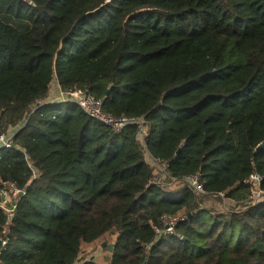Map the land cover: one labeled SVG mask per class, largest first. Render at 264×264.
<instances>
[{
	"label": "trees",
	"instance_id": "1",
	"mask_svg": "<svg viewBox=\"0 0 264 264\" xmlns=\"http://www.w3.org/2000/svg\"><path fill=\"white\" fill-rule=\"evenodd\" d=\"M54 81L144 137L50 100ZM0 130V188L24 191L0 206V264H72L102 238L111 264H264L244 181L264 175V0H0ZM221 192L237 208L201 207Z\"/></svg>",
	"mask_w": 264,
	"mask_h": 264
},
{
	"label": "built area",
	"instance_id": "2",
	"mask_svg": "<svg viewBox=\"0 0 264 264\" xmlns=\"http://www.w3.org/2000/svg\"><path fill=\"white\" fill-rule=\"evenodd\" d=\"M63 101H72L78 104L82 110L90 117L96 118L103 123L109 125L114 131L120 132L127 124L136 123L140 130V135L143 138L146 133V127L142 118H134L128 116L114 117L104 112L103 101L98 99L95 95L82 89H71L67 91L59 90ZM13 144L12 135L4 133L0 130V146L10 147ZM0 178V182H1ZM249 186L248 203L254 204L264 200V175L253 172L244 180ZM188 185L197 193L205 195L203 184L200 180V175H190L186 178ZM24 194V191L16 187L13 183L3 182V186L0 188V206L5 208L9 216L12 215L15 201L20 195ZM221 199L225 198V193L211 194ZM185 219L184 215L178 216H164L163 221L167 231L172 232L175 225ZM72 264H84L80 261H75Z\"/></svg>",
	"mask_w": 264,
	"mask_h": 264
},
{
	"label": "rangeland",
	"instance_id": "3",
	"mask_svg": "<svg viewBox=\"0 0 264 264\" xmlns=\"http://www.w3.org/2000/svg\"><path fill=\"white\" fill-rule=\"evenodd\" d=\"M56 92V93H55ZM60 92L59 91V88L57 86V82L54 81L53 84L51 85V91H50V100H53V99H57L55 96L56 94H58L60 97H61V94L58 93ZM145 156H146V160L151 164V166L154 168V170L156 171V174L158 176V178L162 181L163 184H167L168 186L170 185V187H175L177 186L173 181H167V183H165V179L167 180V175H166V172L163 168V166H160L158 165L152 158L151 156L149 155V153L147 152V150L145 151ZM169 187V188H170ZM200 204H201V207H204V208H207V209H210L211 211L213 212H222V211H229L230 208H233L235 207V203L234 201H232L231 199L227 198L225 196L224 199H221L219 197H215L213 195H206L204 197L201 198L200 200ZM104 240H106V238H102ZM102 239L98 240L97 242H95L94 244L99 246V244H101V241ZM106 242V241H105ZM112 243V242H111ZM93 244V245H94ZM110 244V243H109ZM106 245L104 247V251L107 252V247H109L108 243L106 242ZM85 253H88L85 248L83 249L82 251V255H84ZM108 255H110V252H108ZM107 256H105V264H108L107 263ZM111 264V263H110Z\"/></svg>",
	"mask_w": 264,
	"mask_h": 264
},
{
	"label": "crops",
	"instance_id": "4",
	"mask_svg": "<svg viewBox=\"0 0 264 264\" xmlns=\"http://www.w3.org/2000/svg\"><path fill=\"white\" fill-rule=\"evenodd\" d=\"M57 86H58V88H59V90H60V87H59V85H58V83H57ZM56 93V92H55ZM59 93V92H58ZM61 94V93H60ZM57 99H53V100H55V101H61V100H63L58 94H56V96H55ZM49 98H50V95H49ZM233 201V200H232ZM234 205H235V207H236V205H237V202L236 201H234ZM240 206H241V203H240ZM237 208V207H236ZM106 240H104V239H102V241H101V244H99V246H97V245H93V244H91V245H88V246H86L85 247V250L88 252V253H85L84 255H82V253L80 254V257H79V259H78V261H80V262H83L84 264H105V256H107V263L108 264H110V259H111V251H109V249H108V247H107V252L106 251H104L103 249H104V247L105 246H107V245H105V246H103V243L105 242ZM4 242V241H3ZM107 242V241H106ZM108 243V242H107ZM112 243H114V242H112ZM111 244V243H110ZM109 243H108V245H110ZM108 252H110V255H108Z\"/></svg>",
	"mask_w": 264,
	"mask_h": 264
},
{
	"label": "water",
	"instance_id": "5",
	"mask_svg": "<svg viewBox=\"0 0 264 264\" xmlns=\"http://www.w3.org/2000/svg\"><path fill=\"white\" fill-rule=\"evenodd\" d=\"M34 110H35V109H34ZM262 148H264V143H262L261 145H259V146L257 147V150H260V149H262ZM3 245H4L3 239L0 237V250L3 248ZM105 245H106V242L103 243V246H105ZM108 249H109V251L112 252L113 249H114V243H111V244L109 245Z\"/></svg>",
	"mask_w": 264,
	"mask_h": 264
}]
</instances>
